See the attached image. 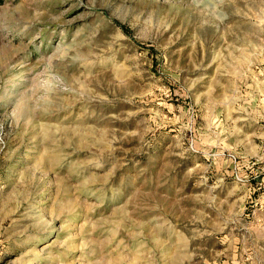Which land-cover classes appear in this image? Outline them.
Masks as SVG:
<instances>
[{"label":"rangeland","instance_id":"obj_1","mask_svg":"<svg viewBox=\"0 0 264 264\" xmlns=\"http://www.w3.org/2000/svg\"><path fill=\"white\" fill-rule=\"evenodd\" d=\"M0 264H264V0H2Z\"/></svg>","mask_w":264,"mask_h":264},{"label":"trees","instance_id":"obj_2","mask_svg":"<svg viewBox=\"0 0 264 264\" xmlns=\"http://www.w3.org/2000/svg\"><path fill=\"white\" fill-rule=\"evenodd\" d=\"M1 1H2V0H0V4H1Z\"/></svg>","mask_w":264,"mask_h":264}]
</instances>
